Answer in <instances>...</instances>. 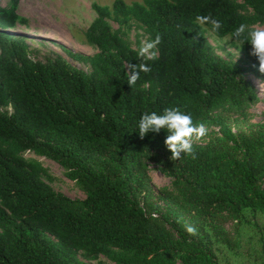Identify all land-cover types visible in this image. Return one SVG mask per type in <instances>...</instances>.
Instances as JSON below:
<instances>
[{
	"label": "trees",
	"instance_id": "trees-1",
	"mask_svg": "<svg viewBox=\"0 0 264 264\" xmlns=\"http://www.w3.org/2000/svg\"><path fill=\"white\" fill-rule=\"evenodd\" d=\"M85 32L97 49H65L90 70L59 54L35 60L23 36L18 0L0 6V264H264V125L237 135L229 114L258 103L252 74L264 81L251 44L234 41L246 65L219 56L209 41L232 38L241 24L264 27V0H143L92 4ZM197 17L220 22L218 30ZM111 22L119 24L114 29ZM139 23L160 38L157 58L144 61L121 31ZM147 63L136 83L130 64ZM179 108L194 125L218 128L209 142L171 158L167 131L141 137L144 113ZM33 153L65 168L86 197L71 198ZM148 159L174 179L166 196L191 216L203 240L148 212ZM177 193V194H176ZM234 220L231 236L215 220Z\"/></svg>",
	"mask_w": 264,
	"mask_h": 264
},
{
	"label": "rangeland",
	"instance_id": "rangeland-1",
	"mask_svg": "<svg viewBox=\"0 0 264 264\" xmlns=\"http://www.w3.org/2000/svg\"><path fill=\"white\" fill-rule=\"evenodd\" d=\"M115 0H18V13L26 19V23H18L9 32L14 35L23 36L29 44L30 55L35 60L46 61L61 54L70 63L81 69L89 71V65L71 58L65 49L92 55L97 52L94 46L87 43L85 32L97 13L92 4L111 5ZM128 4L134 1L124 0ZM11 0H0V6H8ZM114 29H119V24L111 22ZM260 27V26H257ZM134 47L148 41V35L139 23L134 22L132 28L122 27L121 30ZM209 41L214 46L216 53L224 59L233 60L241 66L246 65V57L235 45L229 36L217 37L209 30L206 33ZM256 86L259 95L258 103L254 104L244 114L232 113L227 116L228 124L235 134L244 135L264 125V81L252 74L246 75ZM205 126V125H204ZM203 137L191 138L192 144L207 143L210 137L218 132V128L206 127ZM39 159L49 169L53 179L44 178L55 191L63 192L71 198L83 199L86 192L65 174V168L46 157L28 153ZM148 177L150 191L142 196V205L148 212L154 213L161 218L166 228L174 235L182 230L190 237L203 240L201 233L192 225L191 216L172 202L162 191L163 188L176 190L174 179L152 159H148ZM177 194V193H176ZM219 228L227 231L231 236L238 235V227L234 220H215ZM191 228L192 231H188ZM89 264H97L96 261H88Z\"/></svg>",
	"mask_w": 264,
	"mask_h": 264
},
{
	"label": "clouds",
	"instance_id": "clouds-1",
	"mask_svg": "<svg viewBox=\"0 0 264 264\" xmlns=\"http://www.w3.org/2000/svg\"><path fill=\"white\" fill-rule=\"evenodd\" d=\"M197 21L203 25L211 24V30L220 28V22L210 17H197ZM232 39L239 41L241 45L244 42L251 44V52L259 60V70L264 73V27H247L244 24L239 25L232 34ZM160 38L155 40L143 41L138 49L137 55L144 61H151L157 58L156 45ZM127 83L132 86L140 77V72H149L150 66L147 63L130 64ZM162 129L166 130L168 135L165 144L171 151V158H179L182 153L192 152L191 138L203 137L206 128L203 124L197 126L193 124L190 114L181 111L179 108H166L163 113L155 112L144 113L137 122V132L144 137L149 132L159 133ZM188 231H192L191 228Z\"/></svg>",
	"mask_w": 264,
	"mask_h": 264
}]
</instances>
